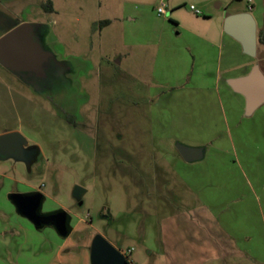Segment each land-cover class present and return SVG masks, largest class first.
Masks as SVG:
<instances>
[{"label":"rangeland","instance_id":"1","mask_svg":"<svg viewBox=\"0 0 264 264\" xmlns=\"http://www.w3.org/2000/svg\"><path fill=\"white\" fill-rule=\"evenodd\" d=\"M45 1L0 0V31L40 23L52 53L37 76L43 94L0 64V132L42 150L32 164L0 158V264H92L97 233L120 252L132 248L131 259L173 264L165 241L175 223L188 235L214 229L184 223L202 202L230 208L236 229L264 233V103L245 114L226 83L250 64L264 71V45L252 57L225 33L208 42L193 31L243 10L258 33L264 0H51L53 12ZM176 142L203 146L204 156L184 161ZM32 190L43 194L40 213H68V235L16 211L8 194Z\"/></svg>","mask_w":264,"mask_h":264},{"label":"water","instance_id":"2","mask_svg":"<svg viewBox=\"0 0 264 264\" xmlns=\"http://www.w3.org/2000/svg\"><path fill=\"white\" fill-rule=\"evenodd\" d=\"M41 29L40 23L21 21L0 35V64L18 75L41 72L44 62L52 55L39 42ZM223 30L240 43L245 54L252 57L256 55L257 27L250 12L225 13ZM226 83L244 97L245 114L250 115L264 103V72L258 64L254 63L244 75L227 78ZM26 142V138L16 130L0 133V158L11 156L22 159V145ZM175 147L187 162L199 160L204 155V147L200 145L176 142ZM83 192L84 189L79 185L72 189L76 199H80ZM8 198L16 211L34 226H53L63 237L70 232L69 215L65 210L40 213L43 198L40 191L10 192ZM89 257L92 264H126V257L99 233L91 240Z\"/></svg>","mask_w":264,"mask_h":264},{"label":"crops","instance_id":"3","mask_svg":"<svg viewBox=\"0 0 264 264\" xmlns=\"http://www.w3.org/2000/svg\"><path fill=\"white\" fill-rule=\"evenodd\" d=\"M180 5L183 4H179L178 6ZM242 11L243 10L236 12ZM1 13L2 12L0 11V14ZM223 19L224 16H221L218 22L214 23L212 28L204 26L201 27V25H197V28L193 30L195 32L194 34L208 42H213L215 37H218L220 40H222L224 36L223 34L225 33L223 30ZM13 25L15 24L13 23L1 30L0 35H2ZM252 65L253 64H250L244 74L250 70ZM190 187L195 189L196 193L198 192L196 187ZM238 202L242 203L244 201L238 200ZM229 209H227L226 206L223 207L222 203L217 204L216 202L211 204L202 202L199 207H196L192 210L190 209L189 211L191 212L183 218L186 219L184 223H187V221H191L193 219H195V222L200 224L202 222H209L211 224L214 223L212 224L214 229L204 232H189L190 235L183 232L184 230L182 231L181 228L178 230L173 219L172 221L175 223L174 229L170 232L168 244L165 241L166 254L172 259V263H179L175 257H179L178 254L182 253V264H255V262L264 264V233H258V235H255L254 233H248L236 229L233 222L235 219H237V214L234 212L233 216ZM223 219L225 222V227L223 224ZM185 226L186 224H184V227ZM126 261L129 264H147L144 260L138 261L136 259H131L129 255H127Z\"/></svg>","mask_w":264,"mask_h":264},{"label":"flooded vegetation","instance_id":"4","mask_svg":"<svg viewBox=\"0 0 264 264\" xmlns=\"http://www.w3.org/2000/svg\"><path fill=\"white\" fill-rule=\"evenodd\" d=\"M37 76L45 77L46 76L45 70L43 69L39 73L31 72V73H23V75L15 74V77L19 80V82L26 85L31 90L41 93L42 90L38 87V86H40L39 85L40 78ZM41 94H43V93H41ZM70 123H72V122H70ZM7 131H12V130L5 129V130L1 131L0 133L7 132ZM26 141H27L26 144L22 145V159L25 162L31 163V164L38 162V157L42 156V151L39 149V146L35 142H31L27 138H26ZM77 200H80V199H77Z\"/></svg>","mask_w":264,"mask_h":264},{"label":"trees","instance_id":"5","mask_svg":"<svg viewBox=\"0 0 264 264\" xmlns=\"http://www.w3.org/2000/svg\"><path fill=\"white\" fill-rule=\"evenodd\" d=\"M42 8L46 12H53V6L51 0H46L45 2L42 3ZM110 22L109 19H104L99 22L100 25L108 24ZM257 42H260L264 45V27L259 30L257 33ZM68 121L71 122L72 118L66 117ZM126 264H129L126 261Z\"/></svg>","mask_w":264,"mask_h":264},{"label":"built area","instance_id":"6","mask_svg":"<svg viewBox=\"0 0 264 264\" xmlns=\"http://www.w3.org/2000/svg\"><path fill=\"white\" fill-rule=\"evenodd\" d=\"M246 2L248 4L252 3V0H246ZM189 8L191 10H193L195 13H199V11L193 6V5H189ZM155 11L158 15H163L166 13V7H165V3L163 1H161L155 8ZM132 251V248L127 249L126 251H122L121 253L127 257V255Z\"/></svg>","mask_w":264,"mask_h":264}]
</instances>
